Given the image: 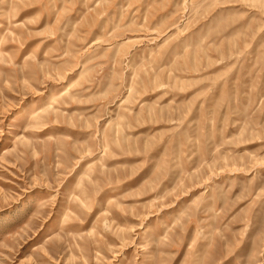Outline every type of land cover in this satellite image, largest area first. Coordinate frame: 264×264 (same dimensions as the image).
<instances>
[{
  "label": "rangeland",
  "instance_id": "obj_1",
  "mask_svg": "<svg viewBox=\"0 0 264 264\" xmlns=\"http://www.w3.org/2000/svg\"><path fill=\"white\" fill-rule=\"evenodd\" d=\"M0 264H264V0H0Z\"/></svg>",
  "mask_w": 264,
  "mask_h": 264
},
{
  "label": "bare ground",
  "instance_id": "obj_2",
  "mask_svg": "<svg viewBox=\"0 0 264 264\" xmlns=\"http://www.w3.org/2000/svg\"><path fill=\"white\" fill-rule=\"evenodd\" d=\"M54 99V98H53ZM53 103V102H52Z\"/></svg>",
  "mask_w": 264,
  "mask_h": 264
}]
</instances>
